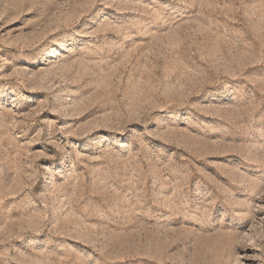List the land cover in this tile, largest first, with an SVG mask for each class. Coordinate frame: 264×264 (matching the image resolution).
<instances>
[{
	"label": "rangeland",
	"instance_id": "obj_1",
	"mask_svg": "<svg viewBox=\"0 0 264 264\" xmlns=\"http://www.w3.org/2000/svg\"><path fill=\"white\" fill-rule=\"evenodd\" d=\"M0 264H264V0H0Z\"/></svg>",
	"mask_w": 264,
	"mask_h": 264
}]
</instances>
